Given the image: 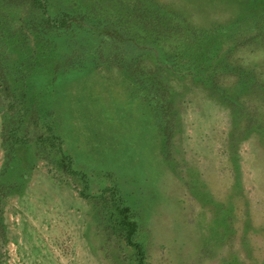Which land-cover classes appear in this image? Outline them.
Instances as JSON below:
<instances>
[{
  "label": "rangeland",
  "instance_id": "374dc122",
  "mask_svg": "<svg viewBox=\"0 0 264 264\" xmlns=\"http://www.w3.org/2000/svg\"><path fill=\"white\" fill-rule=\"evenodd\" d=\"M74 1L103 2L53 0L52 12ZM161 1L176 4L204 28L224 26L216 56L224 54L229 64L207 60L196 67L188 61L167 74L177 93L178 120L166 146L157 113L116 66L68 78L71 88L65 78L52 81V73L34 69L31 81L43 80L48 98L60 90L53 123L90 187L84 191L82 177L67 171L57 145L49 146L47 128L31 123L28 138L42 156L24 188L0 200V264H136L134 249L110 219L111 188L137 214V239L148 264H264V0ZM249 1L251 12L240 14ZM246 16L252 17L241 20ZM77 37L82 58L92 59L94 38L103 35L81 31ZM107 47L113 50L111 41ZM71 51L61 47L41 62L50 72L53 64L62 71ZM5 65L12 71L14 64ZM5 65L0 171L6 161L4 114L13 99L4 86ZM22 68L31 71L27 64Z\"/></svg>",
  "mask_w": 264,
  "mask_h": 264
},
{
  "label": "trees",
  "instance_id": "16d2710c",
  "mask_svg": "<svg viewBox=\"0 0 264 264\" xmlns=\"http://www.w3.org/2000/svg\"><path fill=\"white\" fill-rule=\"evenodd\" d=\"M53 4V0H0V64H14L12 71L10 65L9 68L6 65L1 67L7 80L5 89L13 99L4 114L6 161L0 171V200L9 192L24 188L29 174L42 156L41 147L31 143L28 138L32 133L28 130L31 123L47 128L51 139L49 146L57 145L67 171L82 177L84 191L90 187L88 173L74 167V158L65 150L64 141L53 123L56 96H59L60 90L54 89L53 95L50 93L48 98L45 82L42 80L37 85L31 81L34 69L41 71L42 75L52 73L49 77L52 81L57 77L65 78L69 86L71 80L78 76H90L103 65L116 66L124 77L130 79L136 93L142 95L148 107L157 113L159 130L166 146L170 143L173 122L178 120L177 93L167 81V74L178 70L176 64L188 61L191 64L199 63L196 67L204 65L207 60V64H229L224 54L216 56L222 44L220 39L226 37L223 31L225 27L220 24L213 28L199 26L174 3L121 0L114 5L112 0L94 4L74 1L70 3L71 6L64 3L63 6L61 3L56 5V13L52 12ZM251 4L254 3H244V11L240 14L251 12ZM27 29L34 35V40ZM81 31L103 35L98 41L94 38L97 45L94 46L92 59L82 58L85 55L81 51L84 45L77 37V32ZM213 39L217 40L215 44L212 43ZM110 41L113 50L107 47ZM182 41L190 42L191 47L184 46ZM64 46L73 51L65 69L60 71L58 64L48 68H54L55 73L45 69L46 64L41 61H45V58L50 61L51 53L59 52ZM207 46L211 50H207ZM56 58L58 55H55ZM22 64H27V69L31 71L23 72ZM145 64H154V69L151 71ZM81 68L86 69L82 74L79 73ZM68 78L73 79L67 82ZM208 84L219 91L220 87L214 82ZM111 193L110 219L121 231L126 243L134 249L136 264H148L145 245L137 239L141 226L136 212L122 203L115 188H111Z\"/></svg>",
  "mask_w": 264,
  "mask_h": 264
},
{
  "label": "crops",
  "instance_id": "0c3cea01",
  "mask_svg": "<svg viewBox=\"0 0 264 264\" xmlns=\"http://www.w3.org/2000/svg\"><path fill=\"white\" fill-rule=\"evenodd\" d=\"M71 85H72V84L69 85L70 88H71ZM57 133L61 136V134L58 132V130H57ZM61 137H62V136H61ZM62 139H63V138H62ZM63 141H64V140H63ZM64 147H65V143H64ZM65 150L67 151L66 147H65ZM67 152H68V151H67ZM68 153H69V152H68ZM71 155H72V154H71Z\"/></svg>",
  "mask_w": 264,
  "mask_h": 264
}]
</instances>
